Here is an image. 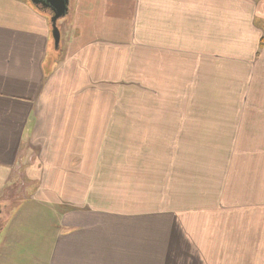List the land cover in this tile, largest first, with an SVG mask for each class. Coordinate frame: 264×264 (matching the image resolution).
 Here are the masks:
<instances>
[{
    "label": "crops",
    "instance_id": "crops-1",
    "mask_svg": "<svg viewBox=\"0 0 264 264\" xmlns=\"http://www.w3.org/2000/svg\"><path fill=\"white\" fill-rule=\"evenodd\" d=\"M59 22L57 48L49 12L0 0V190L18 199L0 234V264H16L34 210L47 215L45 252L37 250L44 260L35 264H147L149 236L154 264L174 260L181 240L171 224L164 246L172 219L162 217L160 177L147 198L161 212L146 227L145 193L128 188L132 132L166 131L178 138L173 147L182 133L216 135L226 155L218 202L228 210L264 204V0H70ZM120 163L127 185L117 214L115 188L104 185L114 184ZM18 176L23 184H9ZM246 221L264 236L258 215L247 212ZM236 230L248 232L238 225L228 254L263 259L264 244L247 256L254 239Z\"/></svg>",
    "mask_w": 264,
    "mask_h": 264
},
{
    "label": "rangeland",
    "instance_id": "rangeland-1",
    "mask_svg": "<svg viewBox=\"0 0 264 264\" xmlns=\"http://www.w3.org/2000/svg\"><path fill=\"white\" fill-rule=\"evenodd\" d=\"M57 25H60V22ZM120 101L117 99V106H121L123 100ZM130 101L131 105L135 104L134 99ZM130 101L126 98L124 100L125 105L127 106V103ZM136 102L138 103L136 106H138L139 101ZM150 102L151 101H149V104ZM167 134L168 132L166 131L158 134L153 131L132 132V145L126 148L125 160L128 165H130L131 171H133V173L135 172V174L132 175L130 180L131 184L129 182L128 188L135 191L138 198L139 190L145 193L144 212L142 213L143 227L150 225L151 221L156 219L161 212L159 206L157 207L158 213L154 210L151 211L152 207H148L150 200L147 198L148 192L156 188L155 184L157 178H155V176L160 177L158 178V182L161 191L160 199L163 203L162 213H164L162 217H167L169 220L172 219L171 221L164 222L165 227L162 237L165 243L164 246H166L168 240L167 236L171 230V224L176 226L177 232L179 231L177 235L180 236L179 240H181L179 246L178 244L176 245L177 249L174 254L176 256L175 259H165L164 264H264V258L260 260L250 258L238 259L237 256L240 255L231 252L228 254L227 252V247L230 245L228 236H230V238L234 236L233 234L238 225L241 229L248 232L244 233L241 230H236L239 233L237 237L240 238V235H243L241 238H244L245 235L248 234V242L251 241L250 239H254L252 241V246L249 245L250 247L245 249V255L250 256L249 251L251 249L256 248L257 250H255V252H258L259 249L263 247L264 236L261 234L262 230H260L258 235L257 233H253V229H251L246 221V214L247 212L254 214V217L258 215L260 217L259 222L262 224L264 222V204L249 208L235 207L234 209L228 210L229 208L226 206H221V201L218 202L220 187L226 169L224 166L225 162L223 164V159L226 155H223L221 149L216 147V144H220V141L217 139L213 140L216 135L211 137L210 140H203V138L200 140L198 137L196 138L194 132H192V136L189 138L184 137L185 133H182V138L180 137V142L178 144L180 146L173 147L178 138H169ZM187 141L196 146L181 147L187 146ZM209 142H211V145L208 144ZM201 144L211 147L201 146ZM243 150L245 153H248V155H251L250 148ZM130 151L131 155L129 154ZM243 154L244 153H242V155ZM123 157L124 154L121 155V160H124ZM147 161L152 167L145 169L144 164L147 166ZM115 166L117 174L114 175V177H116L114 184L111 185L112 183L110 181V185L106 184L104 186L106 188L112 186L110 189L115 188L116 209H120L116 211L118 214L123 209L120 197H123L125 189L124 184H126V181L123 175V164L120 163ZM236 167L240 170L241 164L236 165ZM150 169L153 170L150 172ZM13 176L15 177V175ZM127 176L129 177V175ZM147 177H149L148 180L145 179ZM150 178H153L152 185ZM23 181L24 180L18 176L17 178L9 180V184L13 183L15 187L17 183L23 184ZM4 182V180L0 179V184ZM172 188H174L175 194L167 197L165 194L171 192ZM186 192H188V194ZM258 192V190L255 192V200L257 199ZM0 193H2L1 190ZM11 193L12 190L4 192L1 204H10V200L16 197L11 195ZM113 200L112 197H109L111 203ZM247 202L251 204V198L247 199ZM229 203L228 201V205H230ZM29 205H35L39 209L44 207L36 204ZM135 207L134 199L132 202L133 220L137 219V217H135ZM173 208L177 209L174 215L171 212ZM4 211V213H6L5 207ZM11 213H9L8 216L11 215ZM243 216L244 218L241 219ZM27 219L29 220L28 228L26 229L28 244L25 243L24 248L16 255V264H35L37 259L40 261L44 260L43 256L42 258L39 256L37 250L44 251V249H40L39 247L44 243V240L40 238L44 232L42 226L44 223L45 226H47V215L43 211L39 213L34 210L27 216ZM146 222L148 224H146ZM216 223L220 224V226L216 225ZM136 225L138 227L139 223ZM213 225L219 228V231L215 230ZM226 225L229 226L231 233L227 231ZM189 235L195 236L196 238L192 245L187 242ZM177 240L178 238L176 241ZM222 240L224 241L223 243ZM154 244L155 243L149 236L147 245L149 258L147 264H154V261L151 259ZM232 249L234 250V247ZM167 252L165 248L162 250V253H165L164 255H166ZM262 252L264 255V247L262 248ZM23 256L24 258H22ZM168 256L172 257V254L168 252ZM130 264H139V261L132 260Z\"/></svg>",
    "mask_w": 264,
    "mask_h": 264
},
{
    "label": "water",
    "instance_id": "water-1",
    "mask_svg": "<svg viewBox=\"0 0 264 264\" xmlns=\"http://www.w3.org/2000/svg\"><path fill=\"white\" fill-rule=\"evenodd\" d=\"M35 7L51 14L52 36L55 47L60 44L59 20L65 18L69 13L70 0H30Z\"/></svg>",
    "mask_w": 264,
    "mask_h": 264
},
{
    "label": "flooded vegetation",
    "instance_id": "flooded-vegetation-1",
    "mask_svg": "<svg viewBox=\"0 0 264 264\" xmlns=\"http://www.w3.org/2000/svg\"><path fill=\"white\" fill-rule=\"evenodd\" d=\"M2 200H3V194L0 193V234L4 230V227L7 224L9 218H11L12 216L11 212L14 210V206L17 203L18 199L17 197L12 198V200H10L9 205L1 204ZM4 207L6 208V213H4L5 212ZM9 213H11V215L8 216Z\"/></svg>",
    "mask_w": 264,
    "mask_h": 264
},
{
    "label": "trees",
    "instance_id": "trees-1",
    "mask_svg": "<svg viewBox=\"0 0 264 264\" xmlns=\"http://www.w3.org/2000/svg\"><path fill=\"white\" fill-rule=\"evenodd\" d=\"M264 46V25H263V35L260 41V48H262Z\"/></svg>",
    "mask_w": 264,
    "mask_h": 264
}]
</instances>
